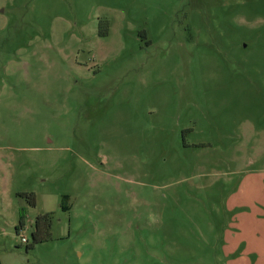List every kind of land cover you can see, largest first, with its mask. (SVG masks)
<instances>
[{"label":"rangeland","instance_id":"374dc122","mask_svg":"<svg viewBox=\"0 0 264 264\" xmlns=\"http://www.w3.org/2000/svg\"><path fill=\"white\" fill-rule=\"evenodd\" d=\"M0 264H264V0H0Z\"/></svg>","mask_w":264,"mask_h":264},{"label":"trees","instance_id":"16d2710c","mask_svg":"<svg viewBox=\"0 0 264 264\" xmlns=\"http://www.w3.org/2000/svg\"><path fill=\"white\" fill-rule=\"evenodd\" d=\"M64 198L66 200H69V196L68 195H65ZM64 209H65V207H64ZM69 210H70V208H69ZM49 217L50 216L48 214H45V215L41 216L37 220L36 229H35V233H34V242H43V241L46 240V236H45L44 231H46V229H47V233H48V230L50 228V224H49V221H48ZM23 223L24 222H22V225H23Z\"/></svg>","mask_w":264,"mask_h":264},{"label":"built area","instance_id":"2783aa9c","mask_svg":"<svg viewBox=\"0 0 264 264\" xmlns=\"http://www.w3.org/2000/svg\"><path fill=\"white\" fill-rule=\"evenodd\" d=\"M24 241H25V239H24Z\"/></svg>","mask_w":264,"mask_h":264}]
</instances>
